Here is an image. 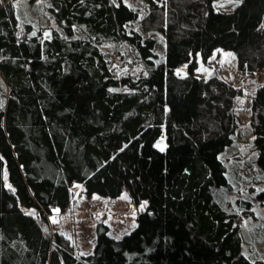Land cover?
<instances>
[{
	"label": "trees",
	"instance_id": "obj_1",
	"mask_svg": "<svg viewBox=\"0 0 264 264\" xmlns=\"http://www.w3.org/2000/svg\"><path fill=\"white\" fill-rule=\"evenodd\" d=\"M57 27L21 34L14 0H0V264H256L244 253L240 214L213 188L229 186L221 154L238 128L242 90L196 75V57L234 51L244 73L264 71V0H145V31L166 37L164 60L118 76L101 44L126 41L153 65L158 40L128 27L123 1L50 0ZM188 65L186 75L177 69ZM251 130L264 172V83ZM81 184L87 195L146 201L121 237L105 222L90 254L45 230ZM264 198V189L259 193ZM36 210L38 215L32 213Z\"/></svg>",
	"mask_w": 264,
	"mask_h": 264
},
{
	"label": "rangeland",
	"instance_id": "obj_2",
	"mask_svg": "<svg viewBox=\"0 0 264 264\" xmlns=\"http://www.w3.org/2000/svg\"><path fill=\"white\" fill-rule=\"evenodd\" d=\"M123 1L138 10L139 17L131 21L128 27L143 31L146 35L157 38V55L152 58L153 65L137 52L134 45L126 41H107L101 44L103 51L110 58L118 76H137L149 66L161 63L165 57V34L155 30L145 31L142 19L149 10L145 0ZM164 1V0H161ZM20 18V33H41L49 36L51 28L57 27L49 6L50 0H14ZM240 0H218L217 9L232 11ZM195 74L202 77L218 76L240 88L235 111L238 128L233 134L230 145L221 154L228 170L229 186L213 188L215 198L229 211L240 214L244 253L256 264H264V198L259 193L264 189V172L257 161V150L251 130V106L258 86L264 83V71L244 73L239 69L237 56L232 50L219 48L208 58L196 57ZM188 65L177 69L179 75H186ZM8 87L0 75V93H7ZM1 95V94H0ZM73 196L67 209H53L41 222L45 230L53 237L55 232L69 239L80 254H90L96 243V227L105 222L110 233L121 237L137 224L138 214L145 209L146 201L140 204L132 202L128 191L118 197H105L98 194L87 195L81 184L72 188ZM32 213L38 215L36 210Z\"/></svg>",
	"mask_w": 264,
	"mask_h": 264
}]
</instances>
